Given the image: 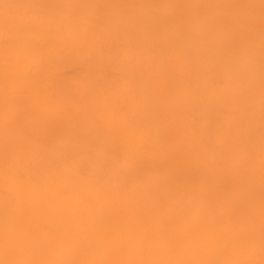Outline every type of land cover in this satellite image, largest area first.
I'll list each match as a JSON object with an SVG mask.
<instances>
[{
	"label": "clouds",
	"instance_id": "obj_1",
	"mask_svg": "<svg viewBox=\"0 0 264 264\" xmlns=\"http://www.w3.org/2000/svg\"><path fill=\"white\" fill-rule=\"evenodd\" d=\"M0 264H264V0H0Z\"/></svg>",
	"mask_w": 264,
	"mask_h": 264
}]
</instances>
